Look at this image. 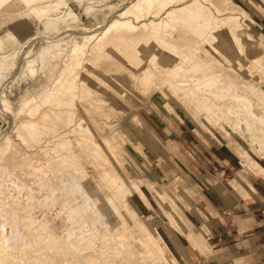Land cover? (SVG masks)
<instances>
[{
  "label": "rangeland",
  "instance_id": "374dc122",
  "mask_svg": "<svg viewBox=\"0 0 264 264\" xmlns=\"http://www.w3.org/2000/svg\"><path fill=\"white\" fill-rule=\"evenodd\" d=\"M107 39L129 41L138 51L140 40L153 43L157 59L149 68H143L142 54L125 62L136 71L117 56L92 59ZM179 66L180 78L204 70L226 76L257 121L243 113L228 125L219 102L184 98L176 90L174 97L164 96L158 75ZM226 90L221 84L211 88L217 95ZM246 122L252 140L264 142V0H0V264H187L189 245L200 235L183 220L184 228L171 220L189 203L190 185L216 179L191 177L173 162L165 172L150 165L161 161L164 149L173 161L182 130L235 151L237 173L257 164L243 179L248 184L251 174L264 173V148L253 147ZM74 127L81 130L73 133ZM63 140L78 145L69 148ZM106 165L133 179L131 191L113 193L118 207L110 211L101 204L111 195L110 189L101 192ZM80 218L86 221L70 234ZM98 221L115 223L109 232L123 244L103 235ZM217 259L207 257L208 264Z\"/></svg>",
  "mask_w": 264,
  "mask_h": 264
},
{
  "label": "crops",
  "instance_id": "0c3cea01",
  "mask_svg": "<svg viewBox=\"0 0 264 264\" xmlns=\"http://www.w3.org/2000/svg\"><path fill=\"white\" fill-rule=\"evenodd\" d=\"M178 136L173 161L164 149L161 161L150 166L165 172L173 162L191 177L210 175L216 179H197L189 186V203L182 214L175 211V220L181 222V227L183 220L200 235L190 243L194 248L189 245L186 263L208 264L207 257L212 256L218 257L215 264H227L229 259L232 264H264V173L251 174L249 183H242L257 164L237 173L240 157L231 148L204 142L191 132L180 130Z\"/></svg>",
  "mask_w": 264,
  "mask_h": 264
},
{
  "label": "bare ground",
  "instance_id": "6f19581e",
  "mask_svg": "<svg viewBox=\"0 0 264 264\" xmlns=\"http://www.w3.org/2000/svg\"><path fill=\"white\" fill-rule=\"evenodd\" d=\"M4 2H9L10 4H11V2H14V0H3ZM20 1H22V0H15V2H20ZM136 39H139V38H137L136 37ZM131 40V39H130ZM131 42H133L134 43V41L133 40H131ZM137 44H142V45H144V47H143V49H142V51H138L137 49H136V47H135V49L134 48H132V44L128 41V42H124V40H111V39H107L104 43H102V44H97V48H96V51H95V53H92L91 55V58L92 59H95V60H100L101 62L102 61H107V56L108 57H112V56H117L120 60H121V62H123V63H125V62H127V61H132V60H134V59H136L138 56H140L141 54L142 55H144L145 57H146V62H145V64H144V67L143 68H147L148 66H149V64L150 63H152L153 61H155L156 59H157V47H156V45H154L153 43H146V42H142L141 40L137 43ZM119 45H121L122 47H123V50H121V48H119L118 46ZM204 45V44H203ZM187 51V50H186ZM191 53V52H190ZM126 64V63H125ZM129 68H131L129 65H128V63L126 64ZM149 68V67H148ZM132 69V68H131ZM132 70H135V69H132ZM148 70V69H147ZM136 71V70H135ZM182 71V66L180 67H176V68H174V69H172L171 71H169V72H167V73H165L164 75H158V82H159V84L161 85V87L162 88H166L167 89V92L165 93V95H164V92L162 93V92H160V94H163L164 96H166L167 98H169V97H174V93H173V90H176L179 94H183V97L185 98L186 96H191V97H196L197 95H201V97H204V98H206V100L207 101H209V102H211V101H215V102H219V103H221L222 105H223V110H224V117L226 118L225 120L227 121V124L228 125H230V122L231 121H229L233 116H236V117H241V114H247L248 113V116H250L251 117V119H252V121H254V122H256L257 121V118H254L253 117V109H252V107H251V105H250V103H249V101L245 98V97H242V96H238L237 94H236V87H235V85L233 84V82H231L226 76H224V75H212V74H210L207 70H204L203 72H197V73H191V72H188V73H186V75L183 77V78H180V76H179V73ZM219 73V72H218ZM221 74V73H220ZM219 84H221L223 87H225L227 90H226V94L225 95H217V94H215V93H212L211 92V88H214V87H216L217 85H219ZM242 85V84H241ZM239 89V88H238ZM240 89H244L243 88V86L240 88ZM244 90H246V89H244ZM159 94V95H160ZM163 96V97H164ZM182 98V97H181ZM176 99V98H175ZM182 100V99H181ZM185 101V100H184ZM201 102V101H200ZM184 103V102H183ZM207 104V103H206ZM240 105L242 106V108L243 109H239L240 111H238V109L237 108H239L240 107ZM177 106V105H176ZM235 106V107H234ZM115 108V107H114ZM190 108V107H189ZM234 108H236V109H234ZM206 111V107H204V109H203V112H205ZM222 111V110H221ZM238 112H240V113H238ZM223 117V116H222ZM57 118V117H56ZM70 119V118H69ZM217 119H220V117L219 116H217ZM68 120V119H67ZM69 121V120H68ZM68 121H66V123H69ZM225 121V122H226ZM240 121L241 120H239V123H234V125H233V127L235 126V127H238L239 126V124H240ZM223 122V121H222ZM72 123V122H71ZM220 123V122H219ZM224 123V122H223ZM247 123V130H248V134L251 136V143L253 144V147H255L256 149H259V148H264V142L263 141H260V140H258V143H256V142H254V140H252V137H253V131H252V128L250 127L251 126V124L249 123V122H246ZM62 124V123H61ZM226 124V123H225ZM252 124H253V122H252ZM69 126V125H68ZM71 126V125H70ZM220 126L221 125H215V127L216 128H220ZM49 127H50V125H49ZM67 127V125H65L64 124V128H66ZM61 128H62V126H61ZM69 127H67L66 129L67 130H69L68 129ZM232 128V127H231ZM74 129L75 130H72L71 132H73V131H76V129L77 128H75L74 127ZM230 129V128H229ZM62 130H64V129H62ZM81 129L79 128V130L77 129V131H80ZM76 131V132H77ZM232 131V130H231ZM236 132V131H235ZM47 133V132H46ZM56 133V132H55ZM74 133V132H73ZM73 133H71V135L73 134ZM234 133V132H233ZM57 134H58V132H57ZM40 135V134H39ZM47 135V134H46ZM48 135H50V134H48ZM55 135V134H54ZM48 138H51L50 136L48 137ZM71 138V137H70ZM69 138V139H70ZM257 139V138H256ZM66 140V139H65ZM68 140V139H67ZM66 140V141H67ZM72 140V139H71ZM71 140H69L70 142H71ZM76 140V139H75ZM66 141L64 142V140H63V143L64 144H67V143H69V141L66 143ZM73 141V140H72ZM74 142H76V141H74ZM72 143V142H71ZM32 144V143H31ZM70 144V143H69ZM72 144H70L68 147L69 148H71L70 146H71ZM73 145H75V143L73 144ZM72 145V146H73ZM78 145V144H77ZM77 145H75V146H77ZM81 145V144H80ZM66 146V145H65ZM74 146V147H75ZM62 147V146H61ZM67 147V148H68ZM73 147V148H74ZM57 149H58V147H56ZM75 148H77V147H75ZM60 149V148H59ZM58 149V150H59ZM81 149V148H80ZM74 150V149H73ZM79 153H80V151H79ZM82 153V152H81ZM43 154V153H42ZM84 154V153H83ZM93 154V153H92ZM37 156H38V153H37ZM84 157V156H83ZM88 158V157H87ZM91 158H93L92 156L90 157V159ZM54 159V158H53ZM89 159V158H88ZM49 160V159H48ZM55 160V159H54ZM91 160H93V159H91ZM96 160V159H95ZM99 160V159H98ZM26 161H27V159H26ZM50 161V160H49ZM53 161V160H52ZM58 161V160H57ZM48 162V161H47ZM53 162H55V161H53ZM58 163V162H57ZM44 165H46V163H44ZM47 165H48V163H47ZM46 165V166H47ZM50 165V164H49ZM55 165V164H54ZM54 165H52L51 164V167H53ZM57 165V164H56ZM107 166V168H105V170L103 171V176H104V178H105V182L103 183V187H104V191H103V187L101 188L102 190H101V192L103 193V192H105V193H107L108 191H109V189H110V193L109 194H111L110 196H107V194H105L104 193V195L105 196H107L106 198L104 197V196H102V197H104V198H102L103 200L101 201V204L104 206V211H110V210H112V209H114V208H116V207H118V206H116L115 207V205L113 204V193L115 194V192L117 193V194H115V197H116V195H119L120 194V192H119V190L121 189L122 191L123 190H126V191H131L132 189H133V179H130V177H127V176H125V175H120V174H117V173H115V171H114V168H112L111 166H108V165H106ZM46 170V169H45ZM44 170V171H45ZM35 171V170H34ZM40 172V171H39ZM34 173V172H33ZM38 174V173H37ZM32 175V174H31ZM33 176V175H32ZM32 176H30V177H32ZM55 176V175H54ZM53 177V176H52ZM74 177H76V176H74ZM237 177H238V174H237ZM33 178H34V176H33ZM32 178V179H33ZM80 178V177H79ZM74 179H76V178H74ZM81 179V178H80ZM52 180H53V178H52ZM70 180V179H69ZM55 181H57V179L56 180H54V182ZM74 181V180H73ZM83 181V180H82ZM7 182V181H6ZM9 182V181H8ZM12 182V181H11ZM71 182H72V179H71ZM68 183H70V181L68 182ZM74 183L75 182H73V184H71L70 183V186L71 187H73L74 188ZM100 183V182H99ZM6 184V183H5ZM4 184V185H5ZM97 184V183H96ZM102 184V183H101ZM100 184V185H101ZM148 184V183H147ZM73 185V186H72ZM76 185H78V184H76ZM80 185H83V184H81L80 183ZM100 185H98V186H100ZM8 186V185H7ZM15 186H17V185H15ZM96 186V185H95ZM6 187V186H5ZM67 187V186H66ZM78 187V186H77ZM82 186H80V188H81ZM73 188H69V189H73ZM79 188V187H78ZM78 189L79 191H81V189ZM97 188H100V187H97ZM96 188V189H97ZM53 189V188H52ZM51 189V190H52ZM68 188H65V191H68L69 192V190H67ZM50 190V191H51ZM75 190V189H74ZM63 191V190H62ZM65 191H63L62 192V195H63V193L65 194L66 193V196L68 197V193L67 192H65ZM73 191V190H72ZM83 191V190H82ZM119 192V194H118V192ZM98 192V191H97ZM100 192V193H101ZM112 192V193H111ZM3 193V192H2ZM74 193H76V196L78 197V194H77V191L75 190V192ZM101 193V194H102ZM72 194V193H71ZM71 194H69V195H71ZM11 194H9V196H10ZM73 195V194H72ZM91 195H92V193H91ZM93 195H96L97 196V194H93ZM142 195V194H141ZM159 195H161V194H159ZM2 196V195H1ZM0 196V197H1ZM14 196V195H13ZM86 196H88V194H86L85 195V197ZM100 196V195H99ZM12 197V196H11ZM64 197V196H63ZM70 197V196H69ZM76 197V198H77ZM90 197V196H89ZM92 197V196H91ZM90 197V198H91ZM4 198V197H3ZM8 198V197H7ZM53 198H58L57 196L56 197H53ZM81 197L79 196V199H80ZM92 198H94V197H92ZM98 198H100V197H98ZM1 199V198H0ZM5 199V198H4ZM3 199V200H4ZM11 199V198H10ZM63 199V198H62ZM116 199V198H115ZM2 200V201H3ZM58 200V199H57ZM73 200H74V198H73ZM81 200V199H80ZM94 200H96V198L95 199H93V201ZM98 200V199H97ZM100 200V199H99ZM1 201V200H0ZM15 201V200H14ZM18 201H20V200H18ZM52 201V200H51ZM51 201H50V205H52L51 204ZM54 201H56L55 199H54ZM59 201V200H58ZM69 201V200H68ZM76 201V200H75ZM5 201H3V204L4 205H6L5 203H7V201L4 203ZM73 202L74 201H72V204H73ZM56 203V202H55ZM99 203H100V201H99ZM2 204V205H3ZM16 204V203H15ZM26 204V203H25ZM25 204H23V202H22V205H25ZM76 204H78V203H76ZM82 204V202H80V205ZM100 204V205H101ZM18 205V204H17ZM21 205V206H22ZM74 205V204H73ZM80 205H78V206H80ZM85 205V204H84ZM16 206V205H15ZM27 206V205H26ZM54 206V205H53ZM88 205H86L85 207H87ZM94 206V205H93ZM92 206V207H93ZM103 206H101V207H98L99 209H101V211H102V207ZM48 207H49V205H48ZM48 207H46L47 209H48ZM58 207V206H57ZM95 207V206H94ZM52 208V207H51ZM50 208V209H51ZM80 207H78V208H76V211L79 209ZM82 208V207H81ZM87 208H90V207H87ZM163 208V207H162ZM27 209V208H26ZM55 209H56V207H55ZM117 209V208H116ZM115 209V210H116ZM21 210H24V208H22ZM70 210V209H69ZM69 210H67L68 211V213L70 212ZM82 210V209H81ZM80 210V211H81ZM30 211V210H29ZM51 211V210H50ZM53 211V210H52ZM56 211V210H55ZM58 211V210H57ZM56 211V212H57ZM59 211H60V209H59ZM45 212H47V214H49L50 215V213L48 212V210L46 211V209H45ZM65 213H66V211H64ZM93 212V211H92ZM91 212V213H92ZM58 213H60V212H58ZM79 213V212H78ZM90 213V214H91ZM40 214V213H39ZM52 214V213H51ZM56 215H59V214H56ZM62 215V214H61ZM61 215H59V216H61ZM95 215V214H94ZM165 215H167V217H168V214L166 213ZM46 216V215H45ZM52 216V215H51ZM54 216H55V214H54ZM93 215H91V217H92ZM46 217H49L50 218V216H46ZM45 217V218H46ZM53 217V216H52ZM52 217L50 218V220H48V221H50V222H53V221H51V219H52ZM56 217H58V216H56ZM98 217V216H97ZM97 217H95L96 219H95V221L96 220H98L97 219ZM48 218V219H49ZM60 218H63V217H58V218H56L55 220L57 221V222H59L60 223V221L61 220H63V219H60ZM170 218V217H169ZM47 219V218H46ZM58 219H60V221H58ZM93 219H94V216H93ZM0 220L2 221V219L0 218ZM52 220H54V219H52ZM99 220H100V218H99ZM171 220V219H170ZM34 221V220H33ZM86 220L85 219H83V218H80V220H74V224L73 225H71V229L69 230V233L71 234V233H74L77 229H79V228H81V226H82V224L85 222ZM175 221L176 220H171V223H172V225H175L174 223H175ZM7 222H9V221H7ZM49 222V223H50ZM56 222V223H57ZM99 222V221H98ZM4 223V222H3ZM94 223V222H93ZM96 223V222H95ZM102 223V222H101ZM7 224V223H6ZM19 224V223H18ZM17 224V225H18ZM26 224V223H25ZM32 225L33 224H37V222L36 223H31ZM40 222H39V226H40ZM44 224V223H43ZM42 224V225H43ZM48 224V223H47ZM54 223H52V225H53ZM8 225V224H7ZM6 225V226H7ZM48 225H51V223L50 224H48ZM48 225H46V224H44V226H48ZM51 225V226H52ZM55 225V224H54ZM57 225V224H56ZM3 226H4V224H3ZM2 226V227H3ZM10 226V225H9ZM15 226V225H14ZM20 226V225H19ZM18 226V227H19ZM30 226V225H29ZM28 226V227H29ZM34 226H37V225H34ZM50 226V227H51ZM99 226H101L102 227V233H103V235H108V237L110 238V240L112 241V242H116V243H119V244H123V238H121V236H119V235H115V231L113 230V232H109L111 229H113L114 228V226H115V223H114V225H112L111 227H113V228H111V227H108L107 225H101L100 224V222H99ZM1 227V228H2ZM38 227V226H37ZM37 227H36V229H37ZM56 227V226H55ZM29 228H31V227H29ZM40 228V229H39ZM38 229L41 231V229H42V227H39ZM111 228V229H110ZM10 231L11 232H13L12 233V235H14V236H20V234L18 233V232H20L19 230H18V232L16 231V229L14 228V227H10ZM19 229V228H18ZM20 229H21V227H20ZM33 229V228H32ZM37 229V230H38ZM47 229H49V227H47ZM47 229L45 230V228H44V230L45 231H47ZM52 229V228H51ZM57 229V228H56ZM28 230H31V229H28ZM37 230H33V231H37ZM60 229H58L57 231H59ZM24 231V230H23ZM40 231H39V233H40ZM49 231V230H48ZM48 231H47V237L50 239V237H49V233H48ZM30 233L32 232V231H29ZM29 232H28V234H29ZM38 232V231H37ZM56 232V231H55ZM60 232V231H59ZM58 232V233H59ZM64 232H66L65 231V229L62 231V233H64ZM24 233V235H27L26 233H25V231L23 232ZM36 233V232H35ZM57 233V234H58ZM32 234V233H31ZM31 234H29V235H31ZM41 234V233H40ZM40 234H38L37 235V239L38 238H40V241L42 240V239H46V237L44 238V236H43V238H42V236L40 235ZM60 234V233H59ZM24 235H22V237H24ZM28 235V239L30 240L31 239V241H32V236H29ZM1 236V235H0ZM12 237V236H11ZM33 239H34V237H33ZM47 242V241H46ZM71 244V243H70ZM96 248V247H95ZM32 249V248H31ZM5 262V261H4Z\"/></svg>",
  "mask_w": 264,
  "mask_h": 264
}]
</instances>
